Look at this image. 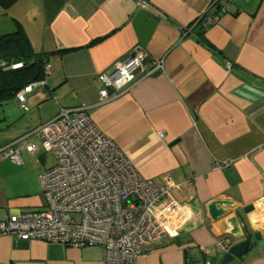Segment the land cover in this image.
<instances>
[{"label": "crops", "instance_id": "1", "mask_svg": "<svg viewBox=\"0 0 264 264\" xmlns=\"http://www.w3.org/2000/svg\"><path fill=\"white\" fill-rule=\"evenodd\" d=\"M137 1L0 0L1 33L21 27L36 53L67 50L49 57L45 83L25 94L39 119H30L24 112L30 107L23 110L16 98L0 106V132L13 134L0 144L60 108L88 106L138 172L170 185L190 211L178 235L160 237L134 264H219L221 242L229 248L243 240L228 233L230 216L264 232V0H145V7ZM201 15L216 18L202 33L207 44L184 33ZM136 47L145 65L162 59L163 71L145 77L135 71L127 91L99 103V75ZM49 99L56 110L42 119ZM38 144L33 154L18 146L19 163L0 154V220L44 206L38 175L55 163L48 165ZM222 159L233 161L214 169ZM214 199L231 202L217 219L206 208ZM0 264L107 263L99 246L0 234ZM236 264H264V248Z\"/></svg>", "mask_w": 264, "mask_h": 264}, {"label": "built area", "instance_id": "2", "mask_svg": "<svg viewBox=\"0 0 264 264\" xmlns=\"http://www.w3.org/2000/svg\"><path fill=\"white\" fill-rule=\"evenodd\" d=\"M137 5L145 7L146 1L138 0ZM215 20L207 18L204 27ZM187 32L189 29L184 33ZM142 54L136 47L115 62L111 70L99 75V103L127 91L134 82L135 71L142 77L163 71L162 59L145 65ZM1 64L5 69L23 65L20 61ZM50 72L48 61L44 65L45 76ZM44 83L45 79L32 82L17 93L22 109H28L25 94ZM88 109L60 108L55 117L0 146L1 155L19 163L17 147L23 146L33 154L36 139L56 159L52 167L38 175L44 206L0 220V234L77 248L99 246L107 264H134L145 255L147 246L160 237L178 235L179 222L186 220L190 211L186 204L173 198L170 185L143 177L115 141L92 120ZM232 161L215 160L213 168L224 170ZM185 183L190 184L191 180ZM221 245L227 251L225 240Z\"/></svg>", "mask_w": 264, "mask_h": 264}, {"label": "trees", "instance_id": "3", "mask_svg": "<svg viewBox=\"0 0 264 264\" xmlns=\"http://www.w3.org/2000/svg\"><path fill=\"white\" fill-rule=\"evenodd\" d=\"M217 2H219V0H216L215 3ZM206 19L207 17L204 15L197 17L190 24L191 28L188 32L189 34L197 36V39L205 44H207V42L202 36V33L206 29V27H204V21ZM184 29L185 31L188 30V28ZM65 51L67 50H57L49 53L34 52L21 27L10 33L0 32V106L3 105L5 101L13 98H16L18 101L17 93L24 86L45 79L44 65L49 61V57L54 53L61 54ZM18 61L23 63L22 67L18 69H5L1 64L2 62L9 63ZM242 223L244 225V230L250 234L252 231L243 221ZM255 244L256 243L253 242V245ZM242 257L243 256L239 257V259ZM185 264L190 263L186 261ZM219 264H221L220 261Z\"/></svg>", "mask_w": 264, "mask_h": 264}, {"label": "water", "instance_id": "4", "mask_svg": "<svg viewBox=\"0 0 264 264\" xmlns=\"http://www.w3.org/2000/svg\"><path fill=\"white\" fill-rule=\"evenodd\" d=\"M230 201L227 200H218L214 199L208 202L206 205L207 213L211 219H217L225 213V209L222 207L224 204H230ZM253 209V205L249 204L242 208L244 213H248ZM230 224V229L228 233L235 237L241 238L243 240L239 241L236 244L229 246L227 251H225L221 257V264H228L234 258L244 256L252 247L253 242H255L259 247H264V232L258 230L252 231L250 234L247 233L243 228V223L239 216L233 215L228 218Z\"/></svg>", "mask_w": 264, "mask_h": 264}, {"label": "rangeland", "instance_id": "5", "mask_svg": "<svg viewBox=\"0 0 264 264\" xmlns=\"http://www.w3.org/2000/svg\"><path fill=\"white\" fill-rule=\"evenodd\" d=\"M53 100L52 99H49V100H46V102H48L47 103V105L45 106V108L42 110V112H43V114H42V119H44L45 117H46V115L48 116V117H52V113L56 110V106L53 104V103H51ZM10 102H16L15 100H13V101H10ZM44 102V101H43ZM43 102H41V103H43ZM46 102L44 103V104H46ZM50 103V104H49ZM10 104H12V103H10ZM27 105H28V107H30V111H24L25 112V114L26 115H28V114H30V119L32 118V120H36V119H39L40 117L38 116V113L40 112V110H38V108H36L35 106H34V108H32L31 109V104H30V102H29V100L27 101V103H26ZM22 111V110H21ZM1 112H0V118H1ZM49 115H51V116H49ZM24 119V118H23ZM1 123V122H0ZM3 123H4V121H3ZM2 125V124H1ZM8 134H11V132L10 133H8V132H6V131H1L0 132V140H2V137H4L5 135L6 136H8ZM11 135H13V134H11ZM35 141L38 143V140H36L35 139ZM39 145V147H41V145L40 144H38ZM0 146H2L1 144H0ZM42 148V147H41ZM46 161H47V163H48V165H53L55 162H56V159H55V156H54V154H52V153H47L46 154ZM262 248H264V247H259L257 244L256 245H253L252 247H251V249L244 255V256H246V255H248V254H251V253H253V252H255V251H259V250H261ZM243 256V257H244ZM237 260H239L238 258H234L231 262H229L228 264H236L237 263ZM216 264V263H215Z\"/></svg>", "mask_w": 264, "mask_h": 264}]
</instances>
